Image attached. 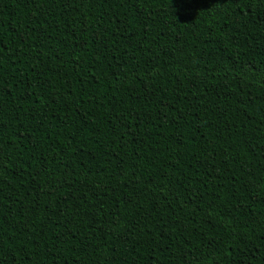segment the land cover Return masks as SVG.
I'll use <instances>...</instances> for the list:
<instances>
[{"label":"trees","instance_id":"1","mask_svg":"<svg viewBox=\"0 0 264 264\" xmlns=\"http://www.w3.org/2000/svg\"><path fill=\"white\" fill-rule=\"evenodd\" d=\"M0 264H264V0H0Z\"/></svg>","mask_w":264,"mask_h":264}]
</instances>
